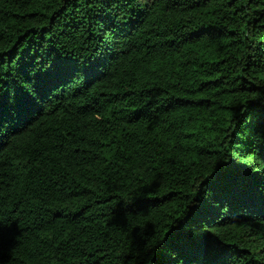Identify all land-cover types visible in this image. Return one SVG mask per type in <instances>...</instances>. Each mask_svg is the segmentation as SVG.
Masks as SVG:
<instances>
[{
  "label": "trees",
  "instance_id": "trees-1",
  "mask_svg": "<svg viewBox=\"0 0 264 264\" xmlns=\"http://www.w3.org/2000/svg\"><path fill=\"white\" fill-rule=\"evenodd\" d=\"M87 8L0 0L6 62L99 63L91 82H54L40 109L4 90L0 264H139L141 242L182 221L214 229L230 264H264V208L249 195L260 181L244 172L264 158L236 151L246 110L264 102V0H133L98 56ZM233 161L223 207L209 223L190 216L205 174Z\"/></svg>",
  "mask_w": 264,
  "mask_h": 264
},
{
  "label": "snow or ice",
  "instance_id": "snow-or-ice-1",
  "mask_svg": "<svg viewBox=\"0 0 264 264\" xmlns=\"http://www.w3.org/2000/svg\"><path fill=\"white\" fill-rule=\"evenodd\" d=\"M133 0H85L88 8L85 11L95 13L92 23L86 29L89 40L93 41L91 49L96 55H102L105 48H111L109 33L119 25V13L121 8H127ZM93 29L95 31H93ZM6 64L8 66H6ZM99 70L97 59L88 57H76L70 62L57 60L47 54L40 55L39 61L36 55H28L23 64L11 61L6 62L0 57V129L4 127L5 111L3 93L5 88L15 89L18 103L24 108H42L50 103L49 93L54 82L64 76L69 79L91 82ZM244 128L247 131L244 137L239 140V147L236 151L242 156L249 153H256L264 158V102L253 104L245 112ZM244 131V129H241ZM255 167V166H253ZM239 168L234 161L222 163L212 172L206 173V191L202 193L205 199L200 200V206L193 208L190 216L197 215L203 210L207 218L217 212V203L223 207L221 200L222 193L229 187V171ZM244 172L251 177H259V185L249 192L257 198L264 208V166L244 169ZM128 206L123 211H132ZM187 221H182L178 226L171 228L167 234L157 240L140 244L141 255L139 264H230V256L221 242L215 237V230L203 225H192L186 227ZM5 230L0 224V244L3 243Z\"/></svg>",
  "mask_w": 264,
  "mask_h": 264
}]
</instances>
